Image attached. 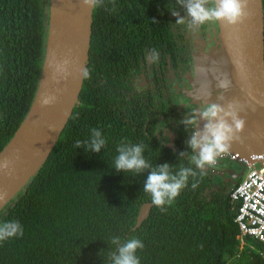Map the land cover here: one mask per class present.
Wrapping results in <instances>:
<instances>
[{"label":"trees","instance_id":"obj_1","mask_svg":"<svg viewBox=\"0 0 264 264\" xmlns=\"http://www.w3.org/2000/svg\"><path fill=\"white\" fill-rule=\"evenodd\" d=\"M49 3L0 0V151L35 96ZM115 6V11H106L113 0H103L93 10L86 66L91 76L83 80L78 102L44 163L0 209V220H18L24 229L22 237L0 243V264H109L112 236L141 239V264H264L263 244L245 237L241 246L234 223L238 205L230 202L212 168L195 180L190 177L167 211L152 204L147 219L134 229L141 205L151 203L143 192L147 173H117V145L124 138L143 143L146 159L154 165L168 163L175 171L191 166L179 153L191 152L187 129H193L179 122L183 109L175 104L173 119L182 127L175 130L174 148L165 147L154 135L155 125L145 123L153 114H170L156 112L155 105L157 93L163 101L172 94L162 91L159 75L143 93L132 88V79L141 75V61L153 70L161 66L160 58L156 64L148 60L149 50L156 49L159 56L174 58L169 70L180 80L191 69V57L182 56L189 51L190 33L202 38L201 45L208 41L209 57L218 50L221 28L217 23L190 31L187 25H176L169 6L182 17L186 11L175 0H115ZM92 128L102 131L105 148L99 153L75 148Z\"/></svg>","mask_w":264,"mask_h":264},{"label":"water","instance_id":"obj_2","mask_svg":"<svg viewBox=\"0 0 264 264\" xmlns=\"http://www.w3.org/2000/svg\"><path fill=\"white\" fill-rule=\"evenodd\" d=\"M264 8L262 0H248L247 17L235 26L222 22L219 49L209 57L206 67L213 76L214 102L226 105L238 101L243 106L239 113L245 120L239 139L232 142L230 153L252 156L264 153ZM93 10L82 0H50L46 51L40 80L31 107L22 123L0 151V160L12 161L11 175L0 171V209L36 173L52 151L64 128L83 84L80 70L88 64L92 38ZM55 54L57 61L69 59L67 78L57 76L48 61ZM212 73H214L212 75ZM222 74L231 80L227 90L218 88L217 78ZM135 87L142 90L140 82ZM57 97L50 106L41 107V94ZM202 127V124H200ZM164 145L173 148V136H166ZM6 201V203H4ZM152 203L141 205L134 229L147 219Z\"/></svg>","mask_w":264,"mask_h":264},{"label":"clouds","instance_id":"obj_3","mask_svg":"<svg viewBox=\"0 0 264 264\" xmlns=\"http://www.w3.org/2000/svg\"><path fill=\"white\" fill-rule=\"evenodd\" d=\"M103 0H82V4L92 10L101 8ZM186 11V17L180 16L179 12L169 6L171 15L175 17L176 25H187L190 31H196L205 25H215L223 23L227 26H235L244 21L247 17L248 0H175ZM115 0L113 7L106 11H115ZM156 23L155 20H153ZM148 60L155 64L159 60V52L150 49ZM70 61L65 58L57 61L55 54L48 61L49 67L53 70V79L57 76L67 78L68 65ZM208 70L201 68L200 72ZM82 80L89 79L91 73L87 67L80 70ZM231 80L224 74L222 78H217L218 88L227 90L231 87ZM206 95V91L204 92ZM57 97L48 93L41 94V107L50 106L56 102ZM243 111V106L238 101H232L226 105L216 102L203 103L201 106L192 108L186 119L179 121L186 128L193 131L187 141L190 153L180 152V157H188L191 166H180L178 170H173V166L168 163L154 165L146 159L144 153L146 145L143 143H131L124 138L116 147L117 155L113 161V169L119 173H132L133 177L142 173H147L143 184V192L149 194L151 203L160 209L167 211V207L173 204L180 192L188 186L189 178L196 179L199 175H204L205 169L215 167L218 158L227 153L234 140L239 139V133L245 127V120L239 113ZM203 122L202 127L200 126ZM107 140L102 131L97 128L90 130V136L85 141L77 140L75 148H83L86 152L99 153L105 148ZM12 161L8 158L0 160V171L11 175L13 169ZM198 181L191 186L195 188ZM4 195H0V200H4ZM6 203V201L4 202ZM24 229L18 220H0V243L13 238L22 237ZM109 243L114 251L108 252L109 264H141L138 251L145 247L141 239L132 237L127 240L119 236H112Z\"/></svg>","mask_w":264,"mask_h":264},{"label":"flooded vegetation","instance_id":"obj_4","mask_svg":"<svg viewBox=\"0 0 264 264\" xmlns=\"http://www.w3.org/2000/svg\"><path fill=\"white\" fill-rule=\"evenodd\" d=\"M200 39L197 37V35H194V33H190V36H189L190 47H189V51H187L184 55H182L184 58L188 59L191 57L190 60L192 59V62H193L194 59H196L195 57L198 54H201V53L205 54V53L209 52V50L211 48L209 47L208 41H204L205 43H203L201 45L202 38H200ZM164 56H166V55H164ZM164 56H159L160 61H161V66L156 67L154 70L152 68H149L145 64V62L141 61L140 62L141 75L140 76H134L132 79L131 85H132V88L136 92L143 93V92L150 89V85H152L155 76L159 75L161 77L160 83L162 81H164L161 84L163 86L162 91L165 94L168 93V97H169V93L172 95L168 99L165 98V100L163 101V100H161L160 94L157 93L158 102L155 105V108H156V112L164 111V112H170V114H168V115H166V113L159 114V115L153 114V115L148 117L150 120L148 119V121H146L145 124L150 123L151 125L152 124L155 125L154 135L163 145H164V142H166V139H165L166 136L168 137L169 133H171L173 136L172 144H173V148H174V141L176 138L175 130L177 128L182 127V125L178 126L175 123L173 118L176 119V117H175L176 113H174L173 108L175 107V104H176V105H179L178 108L183 109V116H179V117H181L182 120L186 119L188 117V115H189L188 111H190L192 109L190 103H188V101L186 99V96L190 90V86H189V83L187 80V76H188L187 72L190 71V69L185 71L186 73L183 76L184 78L181 77V79L178 80L177 77L175 76V73H173L171 70H169V69H172L170 67L173 66L174 58L166 56V58L164 60H162L161 58ZM204 58H206V60H207V55ZM192 62H191V65H192ZM144 64H145V66H144ZM135 79H139V81L136 82L137 86H138V82H140V80H141L139 85L142 88V90L136 89L135 82H134ZM160 92H161V88H160ZM212 94H214V93H212ZM162 108L163 109L167 108V110H162ZM184 110H185V112H184ZM181 114H182V112H181ZM152 117L154 119H152ZM190 135H191V131H190V129L189 130L187 129V138L188 139H189ZM164 146L169 148L166 145H164ZM173 148H169V149H173ZM235 162L236 161H231L230 158L228 157V162H224L223 165H221V167L217 166L218 164H216L215 167H212V172H214L216 175L220 174L219 180L225 185V188H226L225 193L226 194L230 191V189L233 187V185L236 184L241 179V177H239L240 172H241L240 170H238V171L236 170L238 173L236 176H232V179H231V176H229L230 175L229 173H224V171H226L228 169H231L234 172L235 171ZM233 163H234V165H233ZM237 169H238V167H237ZM212 175H210L211 178H212ZM222 177H224V178H222ZM226 179H228L229 181Z\"/></svg>","mask_w":264,"mask_h":264},{"label":"built area","instance_id":"obj_5","mask_svg":"<svg viewBox=\"0 0 264 264\" xmlns=\"http://www.w3.org/2000/svg\"><path fill=\"white\" fill-rule=\"evenodd\" d=\"M229 198L238 205L234 223L241 246L245 237L264 245V153L252 157L243 178L230 189Z\"/></svg>","mask_w":264,"mask_h":264},{"label":"rangeland","instance_id":"obj_6","mask_svg":"<svg viewBox=\"0 0 264 264\" xmlns=\"http://www.w3.org/2000/svg\"><path fill=\"white\" fill-rule=\"evenodd\" d=\"M220 46V45H219ZM219 49V47H218ZM206 54L201 53L196 56V59L192 62L191 69L188 71V76L187 80L190 86V90L186 96V99L188 103H190L191 107H199L201 106L204 102H214L215 97L212 99L214 92V88L212 87L213 81V76L210 75V72H200L201 68H204L208 70L209 68L206 67V63H208V60H206ZM214 73H212L213 75ZM206 91V95L204 92ZM201 124L203 125V122L201 121ZM228 157L230 158L231 161H236L235 162V171L233 172L231 169H228L224 171V173H229L232 179V176L237 175V171L240 170V175L239 177L243 178V176L246 173V168L249 163H251V159L247 158L246 156L242 155H237L235 153H230L229 151L225 154H222L218 160H217V166L223 165L224 162H228ZM232 157V158H231ZM253 157V156H252ZM238 166H237V165ZM234 165V163H233ZM259 166V163L257 164ZM238 167V169H237ZM237 170V171H236ZM224 178V177H222ZM226 178V177H225ZM235 178V177H234ZM228 180V179H226ZM229 181V180H228Z\"/></svg>","mask_w":264,"mask_h":264}]
</instances>
